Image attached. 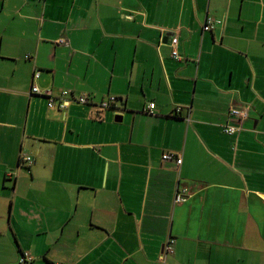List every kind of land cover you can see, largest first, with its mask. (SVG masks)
<instances>
[{"label":"crops","instance_id":"obj_1","mask_svg":"<svg viewBox=\"0 0 264 264\" xmlns=\"http://www.w3.org/2000/svg\"><path fill=\"white\" fill-rule=\"evenodd\" d=\"M168 239L165 264H264V0H0V264H160Z\"/></svg>","mask_w":264,"mask_h":264},{"label":"built area","instance_id":"obj_2","mask_svg":"<svg viewBox=\"0 0 264 264\" xmlns=\"http://www.w3.org/2000/svg\"><path fill=\"white\" fill-rule=\"evenodd\" d=\"M223 22L220 20H214L211 18H206L202 25V31L203 32H212L213 29L217 25H221ZM62 42V41H60ZM169 47H170V57L171 59L175 61H182V56L180 55L178 51V39L175 35L170 37L169 40ZM28 59L29 57L26 56ZM40 75L39 71H35L33 73V79H38ZM30 94L31 95H36V96H41L44 97L47 100V107L52 108L53 106H56L59 110H66L67 107L71 103H78L81 105H85L87 103V96L86 95H81L77 97H70V93L68 91H62L59 95V97H53L50 91H40L36 86H32L30 89ZM116 102V99L114 97H111L107 101H103L101 103V106L103 108H108L112 107L114 103ZM181 108L177 107L176 108V113H180ZM155 111V105L153 103H150L147 107L145 112L147 114H153ZM229 115L231 119H235V121L239 120H245L248 116V111L246 108H241V107H233L231 106L229 109ZM240 131V128L236 126H226L224 133L227 135L234 136L238 134ZM162 161L163 162H173L176 167L180 166L182 163L181 156L179 154L175 153H166L162 155ZM22 162H25L28 164V166L32 163V160L27 157L23 156L22 157ZM188 196V191L186 189H180L176 190L175 196H174V203L175 204H180L184 201V199ZM174 252V241L171 239H168L166 243L163 246L162 253L159 258V263L160 264H165V259L167 256L172 255ZM19 264H32V258L28 254H23L20 259H19Z\"/></svg>","mask_w":264,"mask_h":264}]
</instances>
